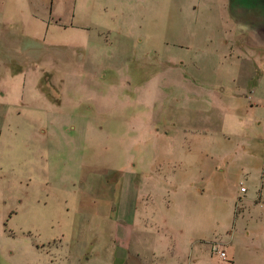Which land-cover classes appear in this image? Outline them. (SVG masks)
<instances>
[{"label":"rangeland","instance_id":"1","mask_svg":"<svg viewBox=\"0 0 264 264\" xmlns=\"http://www.w3.org/2000/svg\"><path fill=\"white\" fill-rule=\"evenodd\" d=\"M103 3L102 34L97 25L79 32L80 46L71 35L53 46L20 42L17 31L0 25V51L20 50L23 43L32 52L11 57L19 62L9 72L0 67V81L29 79L20 101L12 89L9 98L18 103L11 117L0 115V264L37 256L29 245L54 232L67 236L74 194H85L82 183L103 175L109 162L122 164L126 135L152 117L165 129L180 118L190 130L191 151H204L190 157L195 165L205 156L203 184L196 185L204 191L191 201L205 212L209 234L232 226L241 182L249 198L264 187V47L252 40L264 25L235 24L214 0ZM33 61L41 66L32 67ZM3 89L0 97H6ZM219 92L224 97L217 106ZM30 120L46 130V145L22 139L36 129ZM225 121L228 129L221 130ZM38 150L43 174L35 166ZM72 175L75 186L68 182ZM253 231L264 236V224Z\"/></svg>","mask_w":264,"mask_h":264},{"label":"crops","instance_id":"2","mask_svg":"<svg viewBox=\"0 0 264 264\" xmlns=\"http://www.w3.org/2000/svg\"><path fill=\"white\" fill-rule=\"evenodd\" d=\"M214 1L235 24L248 21L264 25V0ZM106 9L103 0H0V25L17 31L20 42L21 38L39 40L53 46L71 35L70 42L80 46L84 43L79 32L89 33L90 26L97 25L98 34H102L104 28L100 25L102 19H107ZM252 36L259 47H264V32ZM19 49L0 51V67L4 72L10 71L12 63L19 62L11 57L32 53L23 43ZM229 50H233V45ZM40 63L22 65L39 67ZM28 83L26 76L0 81L6 96L0 97V115L11 117L10 108L18 103L9 98L12 89L18 90L20 101L25 98ZM217 94L213 104L218 106L223 104L224 96L222 92ZM239 95L238 91L233 92L234 97ZM175 120L167 129L157 125L156 117L143 127L136 124L126 135L131 138L129 147L122 146L123 163L109 162L103 175L82 183L85 194H74V225L68 235L59 230L45 241L31 243L28 249L37 256L21 259L19 264H264V236L258 237L253 231L256 225L264 224V187L249 198L240 192L244 187L241 182L235 196L232 226L229 230L219 227L209 234L205 212L191 201L204 191L196 185L203 184L205 156L195 165L190 157L204 151H191L190 130L180 118ZM32 122L36 129L22 139L46 145V130L37 121ZM227 124L223 122L221 130L228 129ZM20 134L14 132L15 136ZM222 134L226 139L228 134ZM57 142L61 144L60 140ZM42 154V150L34 152L35 166L39 165L43 174L46 170L41 165ZM27 156L30 158V149ZM76 181L74 175L68 179L74 186ZM214 242L222 245L225 258L212 252Z\"/></svg>","mask_w":264,"mask_h":264},{"label":"built area","instance_id":"3","mask_svg":"<svg viewBox=\"0 0 264 264\" xmlns=\"http://www.w3.org/2000/svg\"><path fill=\"white\" fill-rule=\"evenodd\" d=\"M240 190H241L242 192H245V191H246V190H245V187H241ZM212 252H213L214 254L219 255V256L222 257V258H225V257H226V252L222 249L220 243H218V242H214V243L212 244Z\"/></svg>","mask_w":264,"mask_h":264}]
</instances>
